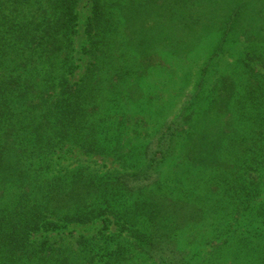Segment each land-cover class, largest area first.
<instances>
[{
    "label": "trees",
    "instance_id": "1",
    "mask_svg": "<svg viewBox=\"0 0 264 264\" xmlns=\"http://www.w3.org/2000/svg\"><path fill=\"white\" fill-rule=\"evenodd\" d=\"M88 1L80 28V0H0V264H264V73L246 93L217 72L237 46L242 73L264 68V0ZM208 36L188 103L152 112L147 70ZM147 113L163 121L150 136ZM72 148L119 169L53 174ZM97 222L74 243L35 239Z\"/></svg>",
    "mask_w": 264,
    "mask_h": 264
},
{
    "label": "rangeland",
    "instance_id": "2",
    "mask_svg": "<svg viewBox=\"0 0 264 264\" xmlns=\"http://www.w3.org/2000/svg\"><path fill=\"white\" fill-rule=\"evenodd\" d=\"M90 13V3L88 0H80L78 5V22L80 28L84 26L86 19ZM161 33L159 32V35ZM217 40V36L205 37L201 43L196 47V49L184 60H178L175 57L164 55L163 60L156 67H159L157 71L154 67L149 68L146 73V78H144V90L146 91V97L151 98V104L153 105L152 112H159L163 115L166 120L174 119L182 111L183 106L188 103L190 97L193 96L196 86L199 84V79H201V69L203 67L204 61L207 60L212 52L214 43ZM223 56L217 60V72L220 74H226L231 76H236L237 82L241 81L245 83L247 89H253L256 86V79L260 78L259 73H264V68H262L257 63H250V71L246 69L240 71L237 62L242 59L244 54V48L237 46L228 48L224 52ZM130 56V67H138L137 59L134 55ZM87 64L86 57H82L79 63V68L77 69L72 81L78 80L85 69ZM236 72V73H235ZM255 74V75H254ZM211 76V74H210ZM209 75L204 78H208L206 83V91H212V85L216 82L213 77ZM142 82V83H143ZM243 92V90H241ZM201 104V103H200ZM154 113H147L148 118L144 119L145 126L141 128V132L144 135L150 136V134L156 132L163 125L160 118H156ZM161 118V119H163ZM200 122V121H199ZM131 136V135H130ZM147 138V137H146ZM134 143V141H133ZM52 160L50 165L52 167L50 170L53 174L63 173L64 171L73 169L77 165H83L82 162L87 161L88 163L95 164L96 170L103 174L108 170L119 169V166L112 158H106L104 156H87L83 154L77 148L64 149L58 151L52 155ZM54 169V170H53ZM101 228V224L95 223L85 226L68 225L64 229L58 232L43 233L35 236L37 241H40L44 236L49 237L50 242H63V243H74L75 237L79 234L89 237L95 234ZM113 232V231H112ZM133 240H130V242ZM135 255V254H133Z\"/></svg>",
    "mask_w": 264,
    "mask_h": 264
}]
</instances>
